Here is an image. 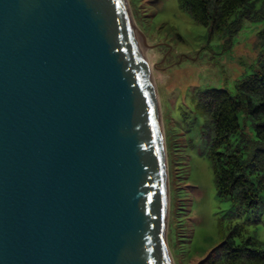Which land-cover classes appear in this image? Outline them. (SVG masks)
I'll list each match as a JSON object with an SVG mask.
<instances>
[{
    "label": "water",
    "instance_id": "1",
    "mask_svg": "<svg viewBox=\"0 0 264 264\" xmlns=\"http://www.w3.org/2000/svg\"><path fill=\"white\" fill-rule=\"evenodd\" d=\"M137 34L127 0H0V264H172Z\"/></svg>",
    "mask_w": 264,
    "mask_h": 264
},
{
    "label": "rangeland",
    "instance_id": "2",
    "mask_svg": "<svg viewBox=\"0 0 264 264\" xmlns=\"http://www.w3.org/2000/svg\"><path fill=\"white\" fill-rule=\"evenodd\" d=\"M127 5L140 32L137 39L161 112L169 188L166 237L172 264H204L210 250L238 224H243L244 238L264 242V210L239 214L230 199L220 198L206 132L185 133L187 126L180 127L184 116L190 120L188 106L196 92L217 88L235 95L236 87L261 68L264 19L245 21L235 35L225 31L211 35L180 7L179 0H127ZM255 5L264 12V0ZM248 122L243 128L247 135L251 132ZM239 124L244 126L243 115ZM177 212L181 215L175 219Z\"/></svg>",
    "mask_w": 264,
    "mask_h": 264
},
{
    "label": "trees",
    "instance_id": "3",
    "mask_svg": "<svg viewBox=\"0 0 264 264\" xmlns=\"http://www.w3.org/2000/svg\"><path fill=\"white\" fill-rule=\"evenodd\" d=\"M257 1L179 0V4L197 24L208 28L211 35L223 31L235 35L245 21L264 19V12L256 9ZM260 35L264 37V31ZM260 67L236 87L235 95L217 88L196 92L188 106L190 120L183 115L184 123L180 125L187 126L185 133L196 129L206 132L217 194L230 199L239 214L264 210V64ZM240 115L244 116L243 127L239 124ZM247 120L249 135L243 133ZM180 215L177 212L174 218ZM243 232V224L236 225L210 250L204 264H264V242L256 237L244 238Z\"/></svg>",
    "mask_w": 264,
    "mask_h": 264
},
{
    "label": "bare ground",
    "instance_id": "4",
    "mask_svg": "<svg viewBox=\"0 0 264 264\" xmlns=\"http://www.w3.org/2000/svg\"><path fill=\"white\" fill-rule=\"evenodd\" d=\"M136 28V27H135ZM137 29V28H136ZM140 43V42H139ZM143 46V45H142ZM143 48V47H142ZM146 49V48H145ZM143 54H144V52H143ZM156 98H157V95H156ZM157 100H158V98H157Z\"/></svg>",
    "mask_w": 264,
    "mask_h": 264
}]
</instances>
